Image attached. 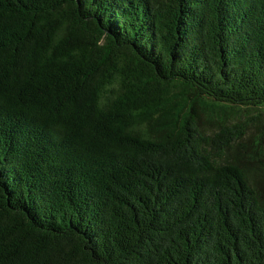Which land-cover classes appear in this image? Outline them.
Wrapping results in <instances>:
<instances>
[{
  "label": "trees",
  "instance_id": "obj_1",
  "mask_svg": "<svg viewBox=\"0 0 264 264\" xmlns=\"http://www.w3.org/2000/svg\"><path fill=\"white\" fill-rule=\"evenodd\" d=\"M0 264H264V0H0Z\"/></svg>",
  "mask_w": 264,
  "mask_h": 264
}]
</instances>
